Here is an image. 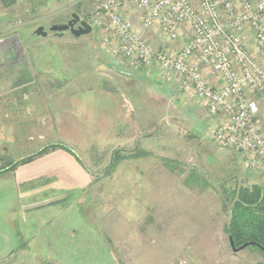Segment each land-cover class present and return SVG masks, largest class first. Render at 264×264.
<instances>
[{
	"label": "rangeland",
	"instance_id": "374dc122",
	"mask_svg": "<svg viewBox=\"0 0 264 264\" xmlns=\"http://www.w3.org/2000/svg\"><path fill=\"white\" fill-rule=\"evenodd\" d=\"M98 1L17 0L10 7L0 5V117L5 105L14 106L12 101L19 91L14 82L19 78H36L25 89L29 98L22 103L28 124L12 126L15 132H4L9 140L0 149V157L6 159H0V166L5 161L35 154L49 144L69 142L85 167L100 177L101 195L97 203H83L82 194L70 195L65 211L47 209L26 219H18L21 212L16 206L8 222L2 206L8 200L14 205L17 198L20 203L28 199L18 197L13 179L1 177L0 264H264V254L258 250H232L225 232L229 216L223 201L225 192L230 194L255 184L264 188V168L248 169L242 154L213 142L210 132L216 119L209 116L206 106L184 92L174 76L156 68L136 70L122 55L104 47L106 32L102 26L90 23ZM73 13L87 20L93 32L80 37L69 31L46 37L36 34L39 26L49 31L54 24L66 23ZM125 15L141 31L139 11L129 7ZM143 33L157 47L180 46L168 43L156 31ZM122 76L140 78L142 86H149L147 91L151 94L139 98L140 106L136 107L127 94ZM117 103L123 105V113L130 110L144 117L150 136L140 138L137 144L131 141L124 145L122 139L129 127L124 124L123 115L116 116V123L111 116L119 110ZM140 118L133 117V130H142ZM2 119L3 116L0 123L4 122ZM68 119L77 126L79 135H84V140L68 137L62 130ZM121 128L125 131L122 139ZM118 149L121 155H147L120 162L108 176L105 171ZM149 172L166 173L168 178L144 179ZM114 173L124 177L117 178ZM139 173L144 174L142 178H128ZM151 183L154 187L157 183L169 184L170 204L184 206L187 217L194 213L188 209L200 207L195 213L199 219L178 225L172 221L146 223L122 219L109 229L87 217L85 207L89 204L91 208L105 204L120 209L128 218L135 217L130 214L131 205H152V201L161 199V193L153 196ZM51 195L52 192H44L39 198ZM147 214L156 216L158 212ZM31 235L36 237L26 240ZM27 241L29 252L10 254Z\"/></svg>",
	"mask_w": 264,
	"mask_h": 264
},
{
	"label": "built area",
	"instance_id": "2783aa9c",
	"mask_svg": "<svg viewBox=\"0 0 264 264\" xmlns=\"http://www.w3.org/2000/svg\"><path fill=\"white\" fill-rule=\"evenodd\" d=\"M91 14L109 52L174 76L216 119L213 142L242 154L248 169L264 168V0H99ZM146 30L180 46L157 47Z\"/></svg>",
	"mask_w": 264,
	"mask_h": 264
},
{
	"label": "crops",
	"instance_id": "0c3cea01",
	"mask_svg": "<svg viewBox=\"0 0 264 264\" xmlns=\"http://www.w3.org/2000/svg\"><path fill=\"white\" fill-rule=\"evenodd\" d=\"M33 80L34 81H32L31 79L22 80L21 78H19L18 81L14 82V85L17 86V88L15 89L19 90L17 93L18 96L12 101L15 102L14 106L9 107L7 104L5 105L7 107H5V109H2L3 113H1V115L3 116L2 121L4 122L0 123V149L1 148L3 149L4 141L9 140L8 137L4 135L5 131L7 130L9 131L11 129L13 132H15L16 130L15 128H12V126L14 127L17 125L18 128H20V127H26V125L28 124V120L26 119L27 117L26 109H24L22 103H24V101L29 98V97L27 98V92L25 91V89H27L29 85L32 86L33 85L32 83L36 82V78H34ZM122 80L124 86L127 88V94L129 95V97L131 95V100H133L136 107L140 106L138 105V103H139V98L141 96L143 97L144 94L148 92L151 94V91H147L149 86H147L146 84L143 86L141 85L142 80L140 78L137 79L131 76L128 77L122 76ZM115 107L116 108L119 107V110L114 113L115 115H111L113 117V121L115 120V123L118 122L116 121L117 120L116 116L122 117L123 115L124 124L127 127H129L127 128L126 132L122 128L120 129L121 131H119L118 129L120 139H122L121 135L124 134L125 132V136L122 139L125 142L124 145L128 144L127 142H131V141L133 144H137L138 141H141L139 140L140 138L150 136L149 135L150 133H146L148 131V129L146 128L149 126V124L144 117H143L144 119L140 118V115L135 113L134 115L130 110L128 112L124 110L123 113L122 108H120L123 107V105H120L118 103L115 105ZM142 109L143 108H141V110ZM133 117L140 118L139 125H140V129L142 130L139 131L137 129L136 130L132 129L131 124L132 121H134ZM109 120L111 121L110 118ZM64 124H65V129L62 128V130H64L68 134V137H72V138L76 137L79 140L81 139L84 140V135H79V131L76 129L77 126L71 123L69 119L66 120ZM81 131H83V129ZM139 134L141 135L137 136ZM66 145L73 148V146H71L69 142ZM76 153L81 158V156L78 154L77 151ZM0 159H2L1 160L2 162L6 160L4 159V157H0ZM139 174L140 175L130 174L128 178L131 180H137L139 178H142L141 175H144L141 173ZM114 175L117 176V178L124 177V174L114 173ZM5 176L15 181V186L19 192L18 197L23 198L25 200L28 199V201L24 203H20L19 202L20 199L17 198L14 205L9 204V200H8L7 205L5 203L4 204L5 206H2L3 207L2 212L4 215H6V220L8 222H11L10 213L16 211V206L19 208L18 209L19 212H21L18 219H23V218L26 219L29 217V215H33L37 212H41L47 209L65 211V209L69 208V206L67 205L66 198L67 196L70 195L82 194L83 203L84 201H92V200H94L97 203L98 200L96 201V199H99L101 197V195L98 194L99 192L98 186L100 184L98 179L100 177L99 178L95 177V175L85 167L83 160L81 163L74 154L61 148L53 150L41 157H38L37 159L33 160L30 163L21 165L13 171L0 172V178ZM145 176H147V178L144 179H150V180H159V179L166 180L168 178V174L161 172H157V173L149 172L146 173ZM151 184L152 187L154 188L153 196L155 197L156 195L161 193V199L159 200V198H157L155 200V202L157 201L156 203L152 201L151 203L152 205H146V206H142V205L137 206V204L131 205L129 211L130 214H133V216L135 217L128 218L127 216H124L121 213L120 209H115V208L112 209L105 204H101V205L99 204L98 207L93 206L94 208H91L90 206L91 204L87 205L85 207V210L88 211L87 217L89 219L90 218L94 219V222L96 224L100 225L101 223V225L103 224V227L105 225L109 229L114 224H116L117 221L119 222L122 219L124 220L130 219L131 221L134 220L137 222L143 221L146 223L154 222L155 220L156 221L161 220V222L164 223L172 221L177 225L181 221L199 219L198 217L199 215L197 216V214L195 213L196 212L198 213L200 211V207L197 208L193 207L191 209H188L189 211H193L194 213L192 216L187 217L185 216L186 209L184 206H181L177 203L170 204L169 184L157 183L155 187H154V183ZM91 190L93 191L91 192ZM44 192L46 193L52 192L53 195L47 196L45 199L39 198V195L43 194ZM95 209L97 210L95 211ZM151 211L158 212V215L154 216L147 214L148 212ZM73 234H75V232ZM34 237L36 236L31 235L26 240L28 241L33 240ZM105 240L107 239L105 238ZM28 241L24 243L22 248L11 250L10 254L29 252L28 250L29 248L27 245L30 242ZM113 250H114L113 252L116 251V247L114 245H113Z\"/></svg>",
	"mask_w": 264,
	"mask_h": 264
},
{
	"label": "trees",
	"instance_id": "16d2710c",
	"mask_svg": "<svg viewBox=\"0 0 264 264\" xmlns=\"http://www.w3.org/2000/svg\"><path fill=\"white\" fill-rule=\"evenodd\" d=\"M16 3L17 0H0V5L3 4L6 7L13 6ZM59 148L71 152L82 163V159L73 148L64 143H54L44 146L39 152L23 157L20 160L4 162L0 166V172L13 171L17 167L30 163L38 157ZM142 155H147V153L126 156L121 155V149L116 150L112 155L109 167L105 171L106 175L112 174L120 162L142 157ZM225 194L226 197L223 199L224 210L229 216V220L225 225V232L228 238L231 237L237 247L248 242H254L257 245L248 247L264 254V188L255 184L252 187H241L230 194L227 192ZM45 264L53 263L46 262Z\"/></svg>",
	"mask_w": 264,
	"mask_h": 264
},
{
	"label": "water",
	"instance_id": "95a60500",
	"mask_svg": "<svg viewBox=\"0 0 264 264\" xmlns=\"http://www.w3.org/2000/svg\"><path fill=\"white\" fill-rule=\"evenodd\" d=\"M94 30L93 26L87 21L81 18V16L77 13H73L71 16V19L68 20L64 24H54L49 28V31L46 30L45 26H39L36 29V34L46 37L48 36L49 32H57V33H63V32H71L75 37H80L82 35H88L92 33ZM135 75V74H133ZM230 245L232 247V250L234 252H239L245 248H247L250 245H257L254 242H248L245 243L239 247L235 245L234 240L230 237L229 238Z\"/></svg>",
	"mask_w": 264,
	"mask_h": 264
},
{
	"label": "flooded vegetation",
	"instance_id": "af4514ba",
	"mask_svg": "<svg viewBox=\"0 0 264 264\" xmlns=\"http://www.w3.org/2000/svg\"><path fill=\"white\" fill-rule=\"evenodd\" d=\"M51 33H53V34H54L55 32H49V34H51ZM49 34H48V35H49Z\"/></svg>",
	"mask_w": 264,
	"mask_h": 264
}]
</instances>
